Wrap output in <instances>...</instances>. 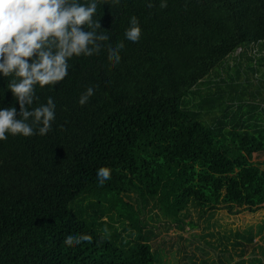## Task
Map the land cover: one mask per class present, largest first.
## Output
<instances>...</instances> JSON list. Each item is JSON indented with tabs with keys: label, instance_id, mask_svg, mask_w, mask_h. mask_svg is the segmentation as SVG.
Wrapping results in <instances>:
<instances>
[{
	"label": "trees",
	"instance_id": "1",
	"mask_svg": "<svg viewBox=\"0 0 264 264\" xmlns=\"http://www.w3.org/2000/svg\"><path fill=\"white\" fill-rule=\"evenodd\" d=\"M98 14L112 40L136 15L141 38L115 65L107 45L74 57L37 91L56 103L48 134L0 141V264H173L156 240L190 206L264 209V0H103ZM5 83L0 107L18 112ZM69 231L92 240L69 244Z\"/></svg>",
	"mask_w": 264,
	"mask_h": 264
},
{
	"label": "clouds",
	"instance_id": "2",
	"mask_svg": "<svg viewBox=\"0 0 264 264\" xmlns=\"http://www.w3.org/2000/svg\"><path fill=\"white\" fill-rule=\"evenodd\" d=\"M103 0H0V77L10 90L14 104L0 107V141L9 136H45L56 117V103L51 95L43 102L37 95L45 86L53 89L69 74L71 61L102 51L107 45L112 63L121 60L125 41L138 42L141 25L132 15L123 30V38L112 40V30L102 26L98 8ZM153 0H148V7ZM161 9L167 0H159ZM259 75V73H257ZM97 89L89 82L79 95L80 103L89 101ZM4 94V92H3ZM112 169H96L98 185L111 179ZM64 240L69 244L90 242L89 233L69 231Z\"/></svg>",
	"mask_w": 264,
	"mask_h": 264
},
{
	"label": "rangeland",
	"instance_id": "3",
	"mask_svg": "<svg viewBox=\"0 0 264 264\" xmlns=\"http://www.w3.org/2000/svg\"><path fill=\"white\" fill-rule=\"evenodd\" d=\"M185 213L187 224L184 228L174 223L160 228L156 244L157 248L163 246L167 263L182 264L192 259L196 264L204 260L214 264H241L240 261L264 264V209L255 213L242 211L236 215L221 209L203 215L198 208L190 206ZM156 215L145 214L155 225L163 222ZM166 237L172 239H167L164 246L161 243ZM251 238L254 241H249ZM157 254L162 260L164 252L159 250Z\"/></svg>",
	"mask_w": 264,
	"mask_h": 264
}]
</instances>
